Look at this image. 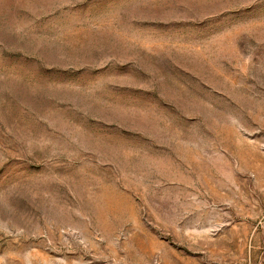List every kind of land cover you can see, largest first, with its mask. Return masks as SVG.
I'll return each mask as SVG.
<instances>
[{
    "label": "rangeland",
    "instance_id": "374dc122",
    "mask_svg": "<svg viewBox=\"0 0 264 264\" xmlns=\"http://www.w3.org/2000/svg\"><path fill=\"white\" fill-rule=\"evenodd\" d=\"M0 264H264V0H0Z\"/></svg>",
    "mask_w": 264,
    "mask_h": 264
}]
</instances>
